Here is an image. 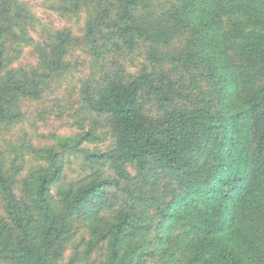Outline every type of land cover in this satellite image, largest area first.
<instances>
[{
  "label": "trees",
  "instance_id": "1",
  "mask_svg": "<svg viewBox=\"0 0 264 264\" xmlns=\"http://www.w3.org/2000/svg\"><path fill=\"white\" fill-rule=\"evenodd\" d=\"M61 1L69 2V12L85 8L87 25L77 35L71 31L55 32L48 39L52 51L44 50L39 40L14 33L19 13L12 10L10 15L6 13L0 18V128L17 117L6 110L8 106L16 105L21 98L37 97L42 69L62 67V55L68 46L82 51L90 60L98 57L99 48L105 44L148 45L157 56L154 73L141 70L127 80L121 77L110 82L106 93L91 105L94 111L110 116L116 136L109 151L91 158L116 165L120 178L124 177L122 165H135L142 172L148 162L183 177L186 182L181 185L182 192L175 203L179 205L164 217V232L186 225L198 240L187 244L184 252L174 253L171 241L161 250L151 247L144 251L142 247L148 245L141 241L142 230L125 232L133 228L137 217L123 212L109 239L93 247L103 257V264L113 258L127 264H183L181 258L189 246H193V251L186 255L187 264H264V35H255L253 44L244 45L243 65H231L226 85L230 92H224L226 103L218 123L202 122L199 114L178 104L182 97L177 87L180 79L173 81L174 69H163L179 62L189 73L193 59L187 52L191 47L185 45L186 36L194 29L195 40L207 39L210 43L208 35L216 31L209 23L217 15L236 16L248 25L264 29V0ZM201 19L209 26H199L196 22ZM28 22L33 21L30 18ZM22 39L34 44L32 52L36 57L32 63H23L26 46ZM209 43L204 42L207 51L213 53ZM215 66L222 76L223 70ZM144 96L152 107L162 109L155 123L143 113ZM237 105L244 110L236 111ZM221 127L229 129L232 135L227 134L219 144H213L215 130ZM240 128L247 131L244 139L237 137ZM48 157L47 171H42L38 178H24L17 171L22 157H15V166L13 163L8 168L0 151V264H60L73 215L83 207L98 206L108 189L118 187L113 180L95 179L55 214L47 201V192L58 181L60 170L54 164L56 155L49 151ZM134 197L137 202L147 201L139 192ZM205 237L209 239L203 243ZM127 239L130 242L125 245ZM235 248L240 249L238 253Z\"/></svg>",
  "mask_w": 264,
  "mask_h": 264
},
{
  "label": "rangeland",
  "instance_id": "2",
  "mask_svg": "<svg viewBox=\"0 0 264 264\" xmlns=\"http://www.w3.org/2000/svg\"><path fill=\"white\" fill-rule=\"evenodd\" d=\"M67 3L61 0H0V18L6 13L10 15L12 10L19 13V22L16 21L13 27L14 33L39 40L44 50L52 51L48 39L54 37L55 32L71 31L77 35L87 25L85 8L77 13L69 12ZM104 5L109 8V5ZM11 16L16 17L15 14ZM30 18L32 24L28 22ZM196 23L202 27L212 23L216 31L208 35L210 43L207 39L195 40L194 29L187 34L185 45L191 47L187 52L191 53L193 59L190 62L195 61L198 67L193 68L196 64L189 62L190 72L186 73L177 62L174 67L164 66L163 69H174L176 74H171L173 81L180 79L177 87L181 89L182 97L178 99V104L199 114L202 122L218 123L226 103L224 92L228 90L226 85L229 83L231 65H243L246 60L244 45L253 44L255 35H264V29L248 25L245 19L226 15H217L216 20L209 24L202 19ZM111 32L115 31L112 29ZM22 42L26 46L23 63H32L36 57L32 52L34 44L30 45L26 39H22ZM204 42L209 43L213 53L207 51ZM98 51L97 58L88 60L82 51L68 46L62 55V67L41 70V90L37 97L21 98L16 105L6 108L17 117L1 126L0 151L5 156L8 168L15 157H22V162L17 163L21 168L17 171L24 178H38L50 164L48 152L56 155L54 164L58 166L60 176L47 192V201L55 214L60 213L67 201L95 179H109L118 183V187L107 190L104 201L98 206L83 207L73 215L71 230L63 243L60 264H103V257L93 251V247L103 245L109 239L117 218L123 212H131L137 217L133 228L125 229V232H135L134 228L142 230L144 236L141 241L148 245L142 250L149 251L151 247L161 250L171 241L174 253L184 252L187 244L198 242L196 236L186 225L164 232V217L178 207L179 203H175L186 180L164 171L154 162H148L142 172L135 165H122L120 168L124 177L120 178L116 165L91 158L94 154L109 151L116 142L110 116L94 111L91 105L106 93L110 82L121 77L127 80L141 70L154 73L157 56L144 43H136L133 47L105 44ZM215 64L223 70L222 76L215 70ZM152 77L157 81L155 74ZM261 82L264 83V78ZM142 100L145 101L143 113L155 123V117L162 109L152 107L147 96ZM243 110L242 106H236V111ZM236 133L242 139L247 136L244 128ZM227 134L231 136L232 132L225 127L216 129L212 143L219 144V140ZM209 147L211 150L212 146ZM192 157L195 158V154ZM201 178H206V175H201ZM138 192L147 199L146 202H137L134 194ZM231 233L229 246L232 244ZM208 239L203 238V243ZM129 242L127 239L124 244ZM192 247L189 246V251L183 254L181 263H188L186 255L193 251ZM235 250L238 253L240 249ZM107 264L127 262L113 258Z\"/></svg>",
  "mask_w": 264,
  "mask_h": 264
}]
</instances>
